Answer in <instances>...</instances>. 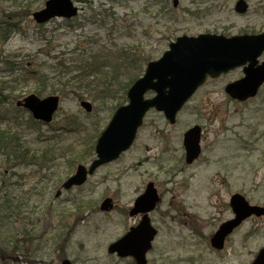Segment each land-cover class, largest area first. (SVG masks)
<instances>
[{
	"label": "rangeland",
	"instance_id": "374dc122",
	"mask_svg": "<svg viewBox=\"0 0 264 264\" xmlns=\"http://www.w3.org/2000/svg\"><path fill=\"white\" fill-rule=\"evenodd\" d=\"M46 1L19 0L18 5H28L34 12ZM74 1L80 15L73 25L61 20L37 25L23 13L17 21L19 32L11 33L4 42L0 38V87L6 88H0V98L10 95L9 100H13L12 104L0 102V111L15 116L21 127L15 133L29 152L41 158L46 148L57 150L55 158L48 156L35 163H13L0 153V246L11 238L10 246L16 241L22 249L21 254L0 251V257L12 254L10 264H59L64 258L74 264H133L131 259L109 255L107 248L139 223L140 217L130 218L128 212L146 185L153 182L161 202L150 214L158 236L148 264H250L264 246V219L253 218L243 224L223 252L213 251L207 241L221 223L233 217L229 206L233 194H242L252 205L264 207V86L255 99L243 104L232 101L224 92L227 84L244 76L242 69L209 80L178 114L174 125L162 113L151 111L128 152L97 171L83 187L63 192L58 199V188L79 164H73L69 155L59 157L61 152H81L87 141L94 146L118 105H127L128 101L122 95L115 101L87 99L93 105L92 113L87 114L70 93L61 101L53 123L36 127L16 102L33 94L39 96L34 82H22L26 71L39 70L48 77L53 59L63 56L70 61L82 49L93 46V39L99 40L94 49L101 45L115 48L108 31L116 22L134 27L132 33L125 31L118 39L119 47L141 43L146 54L154 51L160 58L170 43L182 36L230 38L264 33V0H246L250 8L242 16L234 10L238 0H179L176 22L171 18L158 22L154 18L158 6L146 12L144 6L151 0ZM13 5V0H0V22L13 13ZM6 60L20 66L8 73L4 71ZM76 74L74 70L71 75ZM152 97L153 93H147L146 98ZM195 125L203 128L202 155L188 166L183 136ZM94 158L80 163L90 164ZM7 197L21 216L6 221L8 212L2 204ZM106 197L115 203L114 210L107 214L99 210ZM0 264L5 263L0 259Z\"/></svg>",
	"mask_w": 264,
	"mask_h": 264
},
{
	"label": "water",
	"instance_id": "95a60500",
	"mask_svg": "<svg viewBox=\"0 0 264 264\" xmlns=\"http://www.w3.org/2000/svg\"><path fill=\"white\" fill-rule=\"evenodd\" d=\"M178 0L174 1V7ZM245 0H239L235 11L245 14L248 11ZM78 14V8L72 0H48L45 7L33 14L38 24H45L54 18L72 19ZM264 53V33L227 38L222 35L202 34L197 37L182 36L171 43L169 50L157 61L147 65L145 74L129 89L128 105L120 107L110 124L102 133L96 146V159L89 167L79 165L75 175L64 183L67 190L83 185L88 176L104 164L110 163L129 150L133 145L139 128L143 125L146 114L155 109L164 114L170 124L176 122L178 113L205 84L208 77L218 78L237 68L244 67L245 77L226 86L225 92L232 99L246 101L257 95L264 84V62L259 65V58ZM148 92L155 95L146 99ZM58 96L40 99L35 95L25 98L18 106L26 108L37 121L49 124L59 107ZM82 107L91 112L92 106L83 102ZM200 126L189 129L184 135L186 162L192 164L201 153ZM60 195L58 192L57 196ZM159 202L154 184H149L145 193L135 202L130 216L144 214L141 223L112 243L108 251L120 258L131 257L136 264H147V253L152 248L157 231L152 227L148 213ZM230 205L235 218L223 223L211 239V246L222 250L225 239L246 219L264 217V207L252 206L240 194L231 197ZM113 209L111 199L101 205L103 212ZM62 264H72L65 260ZM253 264H264V249Z\"/></svg>",
	"mask_w": 264,
	"mask_h": 264
},
{
	"label": "trees",
	"instance_id": "16d2710c",
	"mask_svg": "<svg viewBox=\"0 0 264 264\" xmlns=\"http://www.w3.org/2000/svg\"><path fill=\"white\" fill-rule=\"evenodd\" d=\"M18 1L19 0H13L14 5L11 7L13 13L10 12L8 15H5L6 18H3L0 22V38L2 42L6 41L11 33L19 32L20 25L17 21L23 13L29 16L32 14L33 9L30 8V6L27 5L22 7V5H18ZM151 1L152 3L146 2L148 4H145L144 8L146 12H150L153 11L152 9L154 7L158 6V8L154 10L156 11L154 18L158 22L169 20L170 18L173 22L178 21L176 10L170 6L169 0ZM189 13L192 16L195 15L191 11H189ZM9 18H12V20ZM67 22L70 24V21ZM131 28L134 27L127 25L122 26L116 22L113 25V28L108 31V38L115 42L113 44L115 48L101 45L94 49V45L99 44V41L93 39L91 42L93 46H88L85 49H82L81 53L76 55V57L71 58L70 61L63 60L61 58L63 56L53 59L54 63L51 65L52 69L48 77L43 75L39 70L26 71L25 75H23L22 82L25 84L34 82L36 85V92L40 97L44 94H58L64 100L65 98H68V95L71 93L79 101H84L86 99H92L95 102L100 101L101 99H104L105 101L116 100L121 95L125 98L131 85L144 72L145 66L150 61L157 59L155 57L156 52L153 51L146 54L145 51L142 50L141 43L137 45L118 46V39L124 36L125 31L129 30L130 33H132ZM144 34L148 36V30L144 31ZM114 35H117V37L115 38ZM79 47L80 46L76 47V52L79 50ZM19 66L20 64H17L15 61H4V71L8 73H13ZM74 70H77L78 74L71 75ZM0 85H2V82H0ZM67 88L68 91H65ZM1 89L5 90L6 88L2 87ZM9 99L10 95L0 98V102L7 103L9 101V103L12 104L13 100ZM8 121H11L13 124L12 127H9ZM29 121H31L35 127L39 124L34 122L30 116ZM3 125H5V127L2 129L1 127ZM19 128L21 127L18 125L14 115H11V113L8 112H0V153L7 157L6 161L13 163H35V160H40L41 158L45 159L48 156L51 158L56 157L55 147L46 148L41 158L40 156L29 152L26 144L23 143L20 136L15 133V129ZM68 130H71L69 125ZM76 130L79 129L77 128ZM91 142L92 141H87L81 152H79V150H76L75 152L69 150L67 153L61 152L59 157H68L69 155L73 158V164L85 161L88 157L94 156L95 144L90 147ZM29 156H31L30 159L28 158ZM75 159H77V161H75ZM2 208L4 211L7 210L8 212V214L4 216L6 221L11 220L14 216H21L20 213L16 211L17 207H15L14 210L13 204H10V199L8 197L4 198ZM18 209L20 210V208ZM5 225L8 226V224ZM29 236H31V234ZM7 240L8 241L1 246V253H9V251L12 253H20L22 251L18 242L14 241L15 245L10 246L9 243L12 239L9 238ZM28 241V243L32 242L30 239ZM10 256H12V254L2 258L5 264L11 263L9 260Z\"/></svg>",
	"mask_w": 264,
	"mask_h": 264
},
{
	"label": "flooded vegetation",
	"instance_id": "af4514ba",
	"mask_svg": "<svg viewBox=\"0 0 264 264\" xmlns=\"http://www.w3.org/2000/svg\"><path fill=\"white\" fill-rule=\"evenodd\" d=\"M252 234H255V233H252Z\"/></svg>",
	"mask_w": 264,
	"mask_h": 264
},
{
	"label": "bare ground",
	"instance_id": "6f19581e",
	"mask_svg": "<svg viewBox=\"0 0 264 264\" xmlns=\"http://www.w3.org/2000/svg\"><path fill=\"white\" fill-rule=\"evenodd\" d=\"M10 259V258H9Z\"/></svg>",
	"mask_w": 264,
	"mask_h": 264
}]
</instances>
